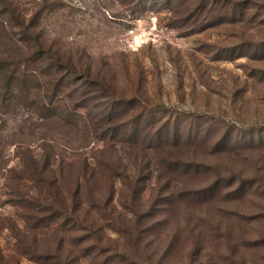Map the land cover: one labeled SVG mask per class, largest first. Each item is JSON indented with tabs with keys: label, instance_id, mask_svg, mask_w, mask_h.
<instances>
[{
	"label": "rangeland",
	"instance_id": "374dc122",
	"mask_svg": "<svg viewBox=\"0 0 264 264\" xmlns=\"http://www.w3.org/2000/svg\"><path fill=\"white\" fill-rule=\"evenodd\" d=\"M0 29V264H264V0H0Z\"/></svg>",
	"mask_w": 264,
	"mask_h": 264
},
{
	"label": "trees",
	"instance_id": "16d2710c",
	"mask_svg": "<svg viewBox=\"0 0 264 264\" xmlns=\"http://www.w3.org/2000/svg\"><path fill=\"white\" fill-rule=\"evenodd\" d=\"M1 30V29H0ZM5 30V29H4ZM2 32H5V31H3V29L1 30ZM1 33V32H0ZM2 34V33H1ZM7 36V35H6ZM9 38V37H8ZM2 65V64H1ZM61 66H62V63L59 61V59L56 61V62H53L52 64H51V69L53 70V71H55V72H58L59 70H60V68H61ZM5 68H2V67H0V71H3ZM4 72V71H3ZM12 79H14L15 80V83H16V81H19L18 80V77H16V76H13V78ZM11 79V80H12ZM13 84V83H12ZM14 86L13 87H18V84H13Z\"/></svg>",
	"mask_w": 264,
	"mask_h": 264
}]
</instances>
